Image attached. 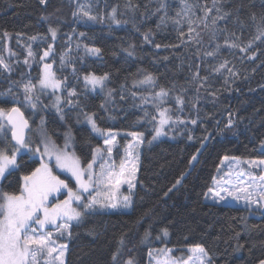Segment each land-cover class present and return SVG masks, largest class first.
Here are the masks:
<instances>
[{
  "label": "trees",
  "instance_id": "trees-1",
  "mask_svg": "<svg viewBox=\"0 0 264 264\" xmlns=\"http://www.w3.org/2000/svg\"><path fill=\"white\" fill-rule=\"evenodd\" d=\"M213 3L0 0V56L12 69L0 68L1 108L19 106L28 117L22 85L29 80L37 83L43 64L50 63L59 79L67 77L62 99L75 89L78 95L72 99L79 101L75 106L62 102L64 119L57 111L45 110L47 133L57 145L62 146L70 134L83 163L91 160L103 137L91 131L84 113H95L103 129L143 133L130 210L96 211L73 224L66 264H125L127 258L150 264L153 249L178 252L196 245L206 249L211 264L264 260V214L252 216L243 206L206 201L225 156L264 160V35L260 34L264 0ZM81 7L97 20L82 17ZM114 8L119 24L112 19ZM224 13L228 15L219 19ZM50 28L57 32L54 40ZM85 45L100 48L101 53L91 55ZM29 46L33 56L28 55ZM49 46L50 55L40 60ZM209 52L214 55L208 56ZM224 61L226 69L214 71ZM90 73L108 74L104 93L85 87L83 76ZM196 73L199 78L194 79ZM147 74H152L154 84L137 83ZM161 88L168 91L163 101L155 96ZM165 108L172 117L165 126L168 135L148 144ZM177 117L184 123L176 122ZM125 142L119 138L121 146ZM12 145L11 137H0V148ZM17 162L20 167L1 182L3 192L19 194L22 177L40 165L30 154H21Z\"/></svg>",
  "mask_w": 264,
  "mask_h": 264
},
{
  "label": "snow or ice",
  "instance_id": "snow-or-ice-1",
  "mask_svg": "<svg viewBox=\"0 0 264 264\" xmlns=\"http://www.w3.org/2000/svg\"><path fill=\"white\" fill-rule=\"evenodd\" d=\"M44 3L45 0H40ZM215 6V0L213 3ZM211 8L207 9L205 16L211 12ZM219 12L220 10L217 9ZM82 17H87L89 20H97V16L93 15L90 11H84L81 7ZM76 15V13H74ZM228 13L218 17L223 19ZM112 19L116 24L120 21L116 19V9L112 10ZM216 21L213 20V23ZM51 37L54 40L57 32L56 29L50 28ZM264 35V31H261ZM84 36V33H80ZM35 40L36 37H32ZM145 41H149V34H145ZM79 47V45H77ZM157 48L160 45H156ZM219 47V46H218ZM231 47H239V45L232 44ZM85 51L91 55H99L101 49L97 47L84 46ZM52 51L51 46L43 52L40 60H44L50 55ZM131 54V53H130ZM29 56H33L31 47L29 46ZM66 55V54H65ZM208 56L214 53H207ZM26 64L27 60L24 61ZM65 57H61V66L64 65ZM227 61L221 63L214 69L220 72L226 69ZM0 68L6 72H11L12 69L8 63L5 62L3 56H0ZM73 73L75 68L73 67ZM230 73L231 69H227ZM234 74V73H232ZM109 76L107 73L103 75H96L95 73L86 74L83 76V81L86 88L95 91L97 88L104 90L105 82ZM199 78V73L194 75V79ZM207 80V77L202 78ZM67 77L63 79L57 78L56 72L53 71V65L50 63L43 64V71L38 78V83H33L29 80L22 85L24 91V101L27 105L35 109L39 102V94L46 90H51L55 94L58 90L66 88ZM139 84H154V77L152 74L145 75L143 80L138 81ZM78 94L75 89L68 91L67 98L62 99L60 95H55V100L52 105L60 114V118L64 119V109L60 106L61 103L66 105H78L79 101H73V97ZM135 95V94H133ZM168 95V91L161 88L155 96L163 101V98ZM107 96L112 97V90H108ZM123 99V96H121ZM142 100L146 98L141 97ZM176 101L178 104L183 105L184 100L182 97L177 96ZM43 107H48L44 105ZM103 108L104 105H101ZM167 108L159 112L158 124L153 127V135L151 140L147 143L151 144L152 141L157 140L159 137L168 135L165 131V126L172 122V117L167 116ZM147 115V114H146ZM85 120L91 126V131L103 137V146H96L92 152V158L86 165L82 166L81 158L76 154L74 145L72 144V137L66 134L63 146L57 145L47 132L41 129L43 137L42 145L33 147L26 139L25 130H30L29 122L25 118L24 113L20 107L13 106L5 109L0 108V134L10 130L11 139L14 141V146L11 149L0 148V180L5 178V174H11L12 171L17 170L20 165L17 162V156L21 154H39L41 163L40 166L31 171L30 174L24 175L23 186L19 194L0 192V264H64L63 257L65 255L66 245H60L59 248L55 247L56 241L53 240L52 232H41L47 225H54L56 232L63 236L65 233L71 236V226L73 221L79 222L85 214H90L101 209H119L129 208L132 204L131 189L135 187L132 180L135 178L137 165L135 162L129 166L126 162L122 161L119 165V170L112 157L113 149L117 146V136L119 133L113 132L111 129L101 128L95 119V113H84ZM156 118L153 117V120ZM176 122L184 123L183 120L176 118ZM44 121L41 119V124ZM192 124L196 120L191 121ZM232 121L229 120V126ZM132 137V141L124 147L125 154L132 158L134 161L138 160V154L133 157V150L138 149L145 143L143 133L132 132L128 133ZM191 139V137H189ZM41 147L43 151H41ZM9 152L11 153L9 155ZM47 158L49 161H54L57 168L71 174L75 179L78 188L73 190L70 188L65 180L59 178L52 172L49 163H45ZM227 156L224 160H228ZM196 160V156L192 157ZM100 161L98 168L99 171L94 170V165ZM239 163V162H238ZM252 168H264V160L250 161ZM127 172V176L125 173ZM246 175L244 173H237V183L233 184L231 180L227 181H214V186L209 189L214 199L227 203L229 200L234 202H241L246 207L256 206V208L264 212V175L259 177V183L256 177L249 176L247 183L241 177ZM182 179V177H181ZM181 181L178 179L176 184ZM123 183L128 184L129 194L116 196ZM175 187V185H173ZM67 191V199L48 206V199L50 196H55L61 190ZM95 192V195H92ZM84 194H87L85 196ZM77 206L74 207L73 204ZM60 221V223H58ZM167 235V230H164ZM239 235V234H237ZM147 236V234H146ZM123 243V241H121ZM58 255H53L57 253ZM195 257L194 264H205V261L210 259L206 249L202 245H196L191 249ZM193 256L188 257L189 261H193ZM50 258V259H49ZM114 254L112 259L116 260ZM126 264H133L129 259ZM259 264H264V260H260Z\"/></svg>",
  "mask_w": 264,
  "mask_h": 264
},
{
  "label": "rangeland",
  "instance_id": "rangeland-1",
  "mask_svg": "<svg viewBox=\"0 0 264 264\" xmlns=\"http://www.w3.org/2000/svg\"><path fill=\"white\" fill-rule=\"evenodd\" d=\"M43 71V68H42ZM58 78V77H57ZM38 83V82H37ZM90 89V88H89ZM105 89H106V82H105ZM104 90H101L99 88H97L95 91H91L92 92H105ZM62 93H63V89L58 90L55 94L52 93L51 90H46L44 92L38 93L39 94V102L37 103V107L35 109L30 108L26 102H24V109L28 112V119L31 122V130L28 134V138L27 141L33 146H37V145H42V140L43 137L41 135V129H43L44 131L47 132L46 127H45V115L44 112L45 110H53L56 111V109L54 107H52L54 100H55V95H60L62 97ZM160 101V99H159ZM44 105H47L48 107H43ZM62 106V103L61 105ZM1 108V107H0ZM41 119H43L44 123L43 125L41 124ZM86 124L87 121H85ZM89 125V124H88ZM90 126V125H89ZM91 127V126H90ZM116 133H119L120 135L117 136V146L113 149V153H112V157L113 160L115 162V165L117 166V170H119V165L122 161L126 162L129 166H131V164L133 162L136 163L137 165V171H136V175L135 178L132 180V183L135 185L134 188L131 189V197H133L136 185H137V178H138V170H139V165H140V156L142 153V148L143 145H141L138 149H134L133 150V157H135L138 154V160H133L132 158L128 157L125 152H124V147L132 141V137L130 135H127L128 133H122V132H117V131H113ZM11 132L10 130L0 134V137L2 139H8L10 138ZM48 134V133H47ZM95 135L99 136L98 134L94 133ZM49 137H51L48 134ZM100 137V136H99ZM120 137H124L125 138V145L121 146L119 143V138ZM162 137V136H161ZM51 139L53 140V138L51 137ZM144 139V138H143ZM37 140H40L39 142H37ZM64 144V143H63ZM62 144V146H63ZM73 144V141H72ZM74 145V144H73ZM14 145L10 146L9 149H11ZM103 146V145H102ZM7 150V149H5ZM41 151H43L42 147H41ZM11 153L9 152V155ZM32 157L37 158L40 160L41 163V159L39 154H31L29 153ZM20 155L17 156V161H18V157ZM228 160H223L221 161V164L219 166V169L217 171V174L214 178V181H227V180H231L233 184L237 183V173H244L246 175H243L241 178L245 180V183H247V179L249 176H254L257 179V182L259 183V177L261 175H264V168H252L249 164L250 161H260L262 159H244V158H236V157H228ZM45 163H49L50 167L52 168V172L54 175L59 176L60 179L65 180L68 184V186L70 188H72L73 190H76L78 188V185L75 181L74 178L71 177V174L68 172L63 171L62 169H59L55 166L54 161H49L47 160V158H45L44 160ZM239 162V163H238ZM82 166L86 165L87 163H83V161L81 160ZM100 161H97V165H94V170L95 171H99L98 165H99ZM40 166V165H39ZM7 174V173H6ZM5 174V175H6ZM125 176H127V172L125 173ZM214 181L213 184L211 186V188L214 186ZM1 182L2 180H0V192H3L1 190ZM129 194V188H128V184L127 183H123L119 190L116 192V196L120 197L122 195H128ZM85 196H87V194H84ZM92 195H95V192H92ZM67 199V191L66 190H61L59 193L55 194V196H50L48 199V206L51 207L53 204L55 203H59L60 201H63ZM206 201L208 202H216V203H222V204H226V205H239V206H243L245 208H248L249 210H251V215L252 216H261L262 214H264V212L258 210L256 208V206H251V207H246L245 204L243 203V201L241 202H234L232 200H229L227 203L219 201L217 199H214L212 194L207 193L206 195ZM74 207L77 206L76 203L73 204ZM131 208V206L129 208H119V209H101L98 211L101 212H114V211H129ZM84 217V216H83ZM83 220V218L79 221L81 222ZM77 221H73V224H77L79 223ZM58 223H60V221H58ZM42 234L46 233V232H52L53 233V240L56 241V244L54 245L55 247L59 248L60 245H66V249H65V255L63 257V262L64 264H66V258H67V253L69 250V236L65 233L63 236L59 235L56 232V227L54 225H47L44 229L41 230ZM193 247H188L183 249L182 251H178L176 249L170 248V249H153L150 253V264H194V260L195 257L193 256V253L191 252V249ZM177 252V253H176ZM58 255L57 253L53 254ZM193 256V261H189L188 257ZM209 256V255H208ZM186 257L185 260H181V258ZM210 258V257H209ZM50 259V258H49ZM131 259L133 264H136V261L133 258H127L125 261L126 262ZM55 264H59V261H56ZM205 264H211V260L208 259L205 261Z\"/></svg>",
  "mask_w": 264,
  "mask_h": 264
},
{
  "label": "water",
  "instance_id": "water-1",
  "mask_svg": "<svg viewBox=\"0 0 264 264\" xmlns=\"http://www.w3.org/2000/svg\"><path fill=\"white\" fill-rule=\"evenodd\" d=\"M16 107H19V106H16ZM21 109V108H20ZM21 111L24 113V116H25V118L28 120V122H29V127H30V130H31V122H30V120L28 119V117H27V115L25 114V112L21 109ZM30 130H25V136H26V139L28 138V134H29V132H30ZM10 136H11V134H10ZM12 140V139H11ZM12 143L14 144V141H12Z\"/></svg>",
  "mask_w": 264,
  "mask_h": 264
}]
</instances>
